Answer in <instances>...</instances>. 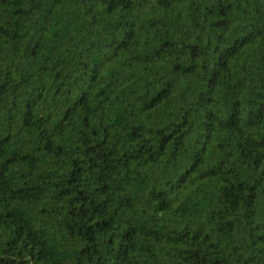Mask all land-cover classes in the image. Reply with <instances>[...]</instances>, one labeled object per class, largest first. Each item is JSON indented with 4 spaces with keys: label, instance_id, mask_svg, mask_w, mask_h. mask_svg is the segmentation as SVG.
I'll return each instance as SVG.
<instances>
[{
    "label": "trees",
    "instance_id": "trees-1",
    "mask_svg": "<svg viewBox=\"0 0 264 264\" xmlns=\"http://www.w3.org/2000/svg\"><path fill=\"white\" fill-rule=\"evenodd\" d=\"M0 264H264V0H0Z\"/></svg>",
    "mask_w": 264,
    "mask_h": 264
}]
</instances>
